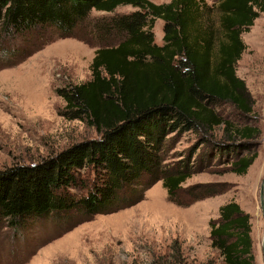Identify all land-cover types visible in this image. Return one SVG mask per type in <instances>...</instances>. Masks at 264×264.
Returning <instances> with one entry per match:
<instances>
[{"label":"trees","instance_id":"16d2710c","mask_svg":"<svg viewBox=\"0 0 264 264\" xmlns=\"http://www.w3.org/2000/svg\"><path fill=\"white\" fill-rule=\"evenodd\" d=\"M121 5L135 10L96 26L120 40L96 49L91 78L54 88L64 102L60 115L84 120L99 135L33 164L0 169V221L18 241L33 238L30 231L44 220L63 232L95 214L132 206L160 180L169 201L187 206L207 195L195 189L181 195L191 173L226 161L241 175L256 157L248 152L259 129L235 126L215 107L230 102L240 114L251 110L235 66L245 49L241 33L264 11V0H219L217 28L203 21L209 9L205 0H0V66L24 56H18L24 50L12 42L15 36L45 26L70 35L91 10L113 12ZM156 19L163 22L161 45L152 30ZM220 124L225 139L213 136ZM187 131L196 137L191 154L199 149L197 156L169 167L165 144ZM209 235L223 264H256L250 216L237 202L219 207ZM33 249L25 243L19 255H11L21 263Z\"/></svg>","mask_w":264,"mask_h":264},{"label":"rangeland","instance_id":"374dc122","mask_svg":"<svg viewBox=\"0 0 264 264\" xmlns=\"http://www.w3.org/2000/svg\"><path fill=\"white\" fill-rule=\"evenodd\" d=\"M218 1L205 0L209 9L203 21L215 28ZM133 10L130 5L118 6L113 12L93 9L70 35L45 26L15 36L12 42L24 50L18 56H24L0 66V169L33 164L99 135L84 120L60 115L64 102L54 88L89 80L96 49L120 40L119 35L96 26ZM152 30L155 42L161 45L162 20L156 19ZM241 39L245 49L235 69L249 91L251 110L240 114L230 102H222L215 110L235 126L249 124L259 129L248 152H256V157L246 173L235 174L226 161H213L181 184L184 198L192 189L207 194L187 206L169 201L160 180L136 204L95 214L66 231H58L53 220L38 222L36 232L30 231L33 238L26 241H18L17 233L0 221V264H223L221 254L211 245L209 231L219 217V207L231 200L249 214L254 261L263 264L259 190L264 176V11L241 33ZM223 129V124L215 127V139H225ZM197 143L190 131L174 135L165 144L164 162L175 167L180 160L191 158V163L199 150L191 154ZM25 243L34 249L20 263L11 254L19 255Z\"/></svg>","mask_w":264,"mask_h":264},{"label":"water","instance_id":"95a60500","mask_svg":"<svg viewBox=\"0 0 264 264\" xmlns=\"http://www.w3.org/2000/svg\"><path fill=\"white\" fill-rule=\"evenodd\" d=\"M259 201H260V209H261V213L263 216V222H264V176L260 184ZM261 254H262V261L264 264V227H263V236H262V242H261Z\"/></svg>","mask_w":264,"mask_h":264},{"label":"bare ground","instance_id":"6f19581e","mask_svg":"<svg viewBox=\"0 0 264 264\" xmlns=\"http://www.w3.org/2000/svg\"><path fill=\"white\" fill-rule=\"evenodd\" d=\"M252 236H253V231H252Z\"/></svg>","mask_w":264,"mask_h":264}]
</instances>
